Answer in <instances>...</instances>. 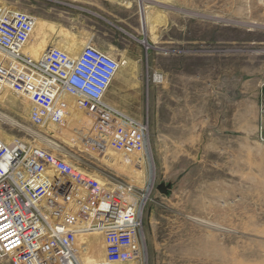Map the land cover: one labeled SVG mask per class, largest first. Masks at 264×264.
<instances>
[{"label":"rangeland","instance_id":"rangeland-1","mask_svg":"<svg viewBox=\"0 0 264 264\" xmlns=\"http://www.w3.org/2000/svg\"><path fill=\"white\" fill-rule=\"evenodd\" d=\"M2 4L33 17L20 53L34 62L47 48L62 52L75 38L81 51L92 44L124 57L103 103L114 115L138 122L146 139L140 152L107 146L99 156L68 135L96 134L98 116L80 109L76 98H57L67 117L59 131L51 124L32 126L28 98L3 88L4 145L28 141L62 152L74 170L97 181L131 186L132 197L144 198L139 264H264V0ZM69 180L51 173L46 202L54 214L46 216L54 223H63L86 202ZM161 184H170L166 195L156 189ZM82 250L90 263L101 262L102 232L90 233V245Z\"/></svg>","mask_w":264,"mask_h":264},{"label":"built area","instance_id":"built-area-1","mask_svg":"<svg viewBox=\"0 0 264 264\" xmlns=\"http://www.w3.org/2000/svg\"><path fill=\"white\" fill-rule=\"evenodd\" d=\"M33 27L32 16L0 5V91L7 88L28 98L33 106L28 116L32 126L51 124L59 131L67 117L56 101L61 93L71 94L80 109L98 116L93 137L81 138L71 132V141L78 139L83 148L99 156L107 146L118 152L142 151L146 145L142 126L114 115L103 103L119 70V59L87 44L75 60L49 47L34 62L20 53ZM105 125L111 128L103 130ZM66 159L62 152L28 141L8 147L0 140V258L12 264H139V207L144 198L132 197L136 193L131 186L111 187L74 170ZM51 173L75 180L86 199L63 223L51 222L44 212ZM88 230L103 234L101 262L82 260L83 247L76 243V235Z\"/></svg>","mask_w":264,"mask_h":264},{"label":"bare ground","instance_id":"bare-ground-1","mask_svg":"<svg viewBox=\"0 0 264 264\" xmlns=\"http://www.w3.org/2000/svg\"><path fill=\"white\" fill-rule=\"evenodd\" d=\"M141 4H143V5H145L144 4V2L142 1V3ZM144 11H145V8L143 9ZM144 16H145V20H146V22L148 21V15H146V11L144 12ZM39 35H40V33H39ZM48 35V34H47ZM41 36H42V34H41ZM44 37V36H43ZM80 37V36H79ZM39 39H40V37H39ZM81 46H82V43L77 39V38H75L73 41H72V43L70 44V45H63V47H62V52L64 53V54H66L70 59H73V60H75V58H77V56L79 55V53L81 52ZM84 47V46H83ZM20 51H21V49H20ZM108 55H110V56H112V57H116V54H114L112 51H107L106 52ZM78 54V55H77ZM120 56V55H119ZM118 56V57H119ZM119 61H127V60H125V58L124 57H121V59L119 60ZM125 62H123L124 64H125ZM120 64H122V63H120ZM124 67H125V65H123ZM121 70H122V67L120 66L119 67V71L118 72H121ZM117 74V73H116ZM115 77H116V75H115ZM114 77V78H115ZM58 98H62L63 100H65V101H68V100H70V99H72V98H75L74 96H72L71 94H68V93H61L60 95H59V97ZM76 100V99H75ZM62 101V100H61ZM104 106H105V108L107 109V110H109V111H111L110 109H108L109 107H108V105H105L104 104ZM112 110H115V109H113L112 108ZM117 111V110H116ZM112 112V111H111ZM262 113H264V110L262 111ZM2 116V115H1ZM3 116H5V115H3ZM7 117V116H6ZM3 118V117H2ZM8 118V117H7ZM9 120V119H8ZM41 139L42 140H45L47 143H50V144H52L49 140H46V139H44V138H42L41 137ZM14 143H15V141H14ZM53 145V144H52ZM44 212H45V214H46V212H47V214L49 215V216H51V213L52 214H54V211H53V207L49 204V203H47L46 202V204H45V206H44ZM50 221L51 222H53L52 220H51V218H50ZM54 223V222H53ZM210 226V225H209ZM94 230H88V231H84V232H82V233H79V234H77L76 235V243L78 244V245H80V246H82L83 247V249H85V248H87L89 245H90V233L92 234V232H93ZM101 232V231H100ZM82 260L83 261H85V262H90V259H89V255L88 254H85V255H83L82 254ZM0 264H2L1 263V261H0Z\"/></svg>","mask_w":264,"mask_h":264},{"label":"water","instance_id":"water-1","mask_svg":"<svg viewBox=\"0 0 264 264\" xmlns=\"http://www.w3.org/2000/svg\"><path fill=\"white\" fill-rule=\"evenodd\" d=\"M156 189L159 193L166 195L168 190L170 189V184L169 185H165V184L158 185Z\"/></svg>","mask_w":264,"mask_h":264},{"label":"crops","instance_id":"crops-1","mask_svg":"<svg viewBox=\"0 0 264 264\" xmlns=\"http://www.w3.org/2000/svg\"><path fill=\"white\" fill-rule=\"evenodd\" d=\"M101 1H106V0H101ZM46 43V42H45Z\"/></svg>","mask_w":264,"mask_h":264}]
</instances>
